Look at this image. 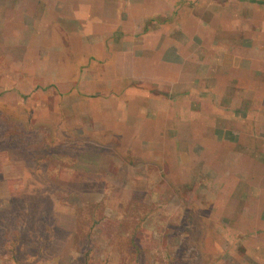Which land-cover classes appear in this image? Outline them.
Wrapping results in <instances>:
<instances>
[{"label":"rangeland","instance_id":"rangeland-1","mask_svg":"<svg viewBox=\"0 0 264 264\" xmlns=\"http://www.w3.org/2000/svg\"><path fill=\"white\" fill-rule=\"evenodd\" d=\"M0 155V264H264V0H0Z\"/></svg>","mask_w":264,"mask_h":264},{"label":"trees","instance_id":"trees-1","mask_svg":"<svg viewBox=\"0 0 264 264\" xmlns=\"http://www.w3.org/2000/svg\"><path fill=\"white\" fill-rule=\"evenodd\" d=\"M49 154L46 153V157H48ZM0 158H5L7 160V162L9 163L8 167L10 169V172L14 171V168H16V174H14L12 177L9 179V182H7V186L8 189L7 191L10 193H14L17 192L19 193L20 197H24L23 199H25L27 202H34V204L39 207V218L41 217H46L50 218L52 217V215L54 213H49L47 211V208H43V203L48 204V202H52L51 199L49 198V196H51V194L47 191H42L43 187L40 185V183H38L37 180L34 179V173H36L37 170H41L42 171H46V169L44 168V166L42 167L41 165L38 166L37 162H30L27 161L25 163V169L24 172L22 174H20L19 171L20 169H18V162L13 158V155H9L8 157L6 156H2L0 155ZM45 157H42V159ZM50 158H52V156H50ZM39 158L36 160L38 161ZM64 160H68V158H64ZM69 161V160H68ZM67 161V162H68ZM2 162L3 160H0V167L1 169L3 168L2 166ZM70 161L67 163L69 165V167H71L72 165H70ZM5 168V167H4ZM86 171V170H85ZM31 177V178H30ZM27 178V179H25ZM36 178V177H35ZM150 179V178H148ZM14 184H17V186L15 187ZM29 192H31L32 197L29 195ZM44 192V193H43ZM41 194V197H40ZM53 197V196H51ZM16 199V198H13ZM59 200V199H57ZM62 200V199H60ZM25 212L24 213H28L29 209L27 207L24 208Z\"/></svg>","mask_w":264,"mask_h":264},{"label":"flooded vegetation","instance_id":"flooded-vegetation-1","mask_svg":"<svg viewBox=\"0 0 264 264\" xmlns=\"http://www.w3.org/2000/svg\"><path fill=\"white\" fill-rule=\"evenodd\" d=\"M120 152V151H119ZM130 152H131V150H130ZM120 153H122V152H120ZM128 153V151L126 152V153H124L125 155ZM125 160V164H126V166H127V168L130 170L131 168H137V161L134 159V158H131V157H128L127 158V160L126 159H124ZM103 177V176H102ZM98 180H100V183L101 184H105V183H109V182H104V180H102L100 177H98ZM88 193V192H87ZM106 205H108V206H110L111 207V209L113 210V211H115V212H117V213H121L122 211H123V209L121 208V206L123 205V203H118L117 205H116V209H115V207L114 206H112V204H110V203H107V202H104Z\"/></svg>","mask_w":264,"mask_h":264}]
</instances>
